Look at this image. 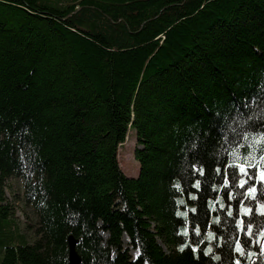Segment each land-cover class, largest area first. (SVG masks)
I'll return each mask as SVG.
<instances>
[{
	"label": "trees",
	"instance_id": "1",
	"mask_svg": "<svg viewBox=\"0 0 264 264\" xmlns=\"http://www.w3.org/2000/svg\"><path fill=\"white\" fill-rule=\"evenodd\" d=\"M262 174L264 0H0V264H264Z\"/></svg>",
	"mask_w": 264,
	"mask_h": 264
},
{
	"label": "rangeland",
	"instance_id": "2",
	"mask_svg": "<svg viewBox=\"0 0 264 264\" xmlns=\"http://www.w3.org/2000/svg\"><path fill=\"white\" fill-rule=\"evenodd\" d=\"M136 148H138V144L135 141L134 131L129 129L124 144L118 149L119 167L122 173L128 178H135L138 175V163L133 156V151ZM5 194L8 202H13V197H16L14 200L16 217L21 221L31 217L30 210L21 202V191L17 182H11ZM102 237L105 239L106 234H103ZM122 246L129 251L131 259L136 260L138 254L135 250L127 246V239L125 236L122 237Z\"/></svg>",
	"mask_w": 264,
	"mask_h": 264
},
{
	"label": "water",
	"instance_id": "3",
	"mask_svg": "<svg viewBox=\"0 0 264 264\" xmlns=\"http://www.w3.org/2000/svg\"><path fill=\"white\" fill-rule=\"evenodd\" d=\"M78 241L73 236H68L67 247H68V264H80V257L76 252V245Z\"/></svg>",
	"mask_w": 264,
	"mask_h": 264
},
{
	"label": "snow or ice",
	"instance_id": "4",
	"mask_svg": "<svg viewBox=\"0 0 264 264\" xmlns=\"http://www.w3.org/2000/svg\"><path fill=\"white\" fill-rule=\"evenodd\" d=\"M243 171H244V169H243V167L241 166V172H243ZM261 179H264V174H262Z\"/></svg>",
	"mask_w": 264,
	"mask_h": 264
}]
</instances>
